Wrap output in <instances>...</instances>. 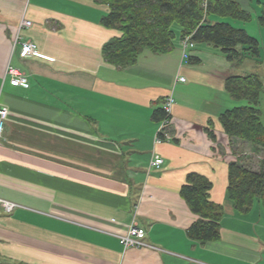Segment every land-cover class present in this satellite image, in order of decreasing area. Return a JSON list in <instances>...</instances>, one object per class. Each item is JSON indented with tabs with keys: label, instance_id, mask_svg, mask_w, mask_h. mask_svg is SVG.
<instances>
[{
	"label": "crops",
	"instance_id": "obj_1",
	"mask_svg": "<svg viewBox=\"0 0 264 264\" xmlns=\"http://www.w3.org/2000/svg\"><path fill=\"white\" fill-rule=\"evenodd\" d=\"M235 1L252 17V0ZM107 13L96 0H0V199L15 205L0 211V264H264L260 203L241 214L226 197L241 145L219 122L239 103L225 78L258 75L250 63H259L233 66L205 43L185 48L173 24L169 52L143 50L117 68L102 56L121 36L101 25ZM26 42L38 56H19ZM9 67L26 86L10 85ZM167 97L172 140L157 142L153 114ZM193 173L224 207L219 238L204 244L187 237L197 216L180 195ZM131 222L146 245L124 249L118 237Z\"/></svg>",
	"mask_w": 264,
	"mask_h": 264
},
{
	"label": "trees",
	"instance_id": "obj_2",
	"mask_svg": "<svg viewBox=\"0 0 264 264\" xmlns=\"http://www.w3.org/2000/svg\"><path fill=\"white\" fill-rule=\"evenodd\" d=\"M96 1L108 7L101 25L121 34L102 48L104 60L117 68L134 64L143 50L153 54L169 52L174 37L173 24L180 26L182 39L190 36L193 43L219 48L233 66L245 58L261 63L258 41L244 29L220 21L226 18L243 23L251 21V15L235 0ZM211 15L219 20L211 23L208 19ZM257 22L264 31V3ZM224 89L235 101L246 102L219 115L229 141H237L241 145H235L234 150H239L242 160L228 164L226 197L241 214L247 213L255 201L260 203L264 213V126L260 121L259 108L264 86L256 74H230L224 80ZM164 117L161 107L153 114L158 122ZM210 189L211 183L194 173L186 177L180 188L181 197L197 216L187 230V237L200 244L219 238V221L224 213L223 205L209 200Z\"/></svg>",
	"mask_w": 264,
	"mask_h": 264
},
{
	"label": "built area",
	"instance_id": "obj_3",
	"mask_svg": "<svg viewBox=\"0 0 264 264\" xmlns=\"http://www.w3.org/2000/svg\"><path fill=\"white\" fill-rule=\"evenodd\" d=\"M21 26L27 27L30 26V22L23 20L21 22ZM183 46L186 48L187 46L192 47L193 42L190 40V36L184 37L182 39ZM39 54L37 53L35 45L32 43H22L20 45L19 56L21 58L27 57H36ZM6 74L10 77V85L11 86H26L27 78L23 75L19 70L9 67L6 71ZM181 81H184L183 78H180ZM173 104V99L171 97L165 98L161 103V108L165 113V117L159 121V126L157 128L156 133V141L157 142H169L172 140L171 136V106ZM8 116V111L5 107H0V140L3 137L5 121ZM162 164V158L159 156H155L154 160L151 162L150 167L157 169ZM15 208V205L1 200L0 199V211H3L6 214L11 213ZM145 236V231L138 228L134 222H131L125 231V234L119 236V242L124 249L132 248V247H141L146 244L142 241Z\"/></svg>",
	"mask_w": 264,
	"mask_h": 264
},
{
	"label": "rangeland",
	"instance_id": "obj_4",
	"mask_svg": "<svg viewBox=\"0 0 264 264\" xmlns=\"http://www.w3.org/2000/svg\"><path fill=\"white\" fill-rule=\"evenodd\" d=\"M262 3H264V0H252L251 1V10L252 11L255 10L254 13H256L257 16L259 15L260 10L262 8ZM254 13L252 14L251 21L246 22V23L233 21V20L228 19V18L221 19L220 21H222V22L230 21L233 23V25L232 24L231 25L234 26L235 28H242V26H245V27L251 29V32L253 31L252 30L253 28L256 29V32H252L254 36L256 35V37H254V36H251V37H254L259 43V48H260V59L259 60L261 63L256 64L254 62H251L250 63L251 68L250 69H252L251 71H253V73H257L259 75V77L263 83V86H264V31L259 27L258 22H257V17L255 16ZM209 17L212 18L215 16L211 15ZM215 18L217 20H219L217 17H215ZM258 30L260 31L261 34L258 32ZM245 104H246L245 101H239V103H237V106H241V105H245ZM259 108H260V121L264 126V90H263L261 97H260Z\"/></svg>",
	"mask_w": 264,
	"mask_h": 264
}]
</instances>
